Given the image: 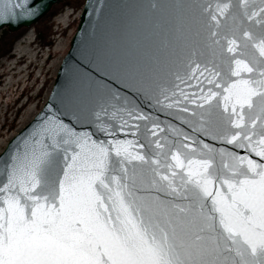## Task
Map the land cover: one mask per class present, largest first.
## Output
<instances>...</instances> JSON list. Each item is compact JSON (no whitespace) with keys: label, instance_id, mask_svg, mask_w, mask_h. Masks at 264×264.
<instances>
[{"label":"snow or ice","instance_id":"snow-or-ice-1","mask_svg":"<svg viewBox=\"0 0 264 264\" xmlns=\"http://www.w3.org/2000/svg\"><path fill=\"white\" fill-rule=\"evenodd\" d=\"M228 7L217 10L223 15ZM261 14L264 7L248 19ZM227 43L235 65L229 78L238 79L216 84L221 73L214 62L205 65L201 75L223 95L209 89L200 97L199 107L208 105L201 127L207 134L222 120L236 131L211 138L259 160L202 141L198 152L181 143L170 162L165 157L168 174L159 170L160 160L151 161L157 166L151 188L184 201L177 204L142 194L135 162L149 160L133 154L130 141L114 139V126H97L105 136L99 139L53 118L43 129L45 142L26 146L6 166L0 264H264V39L253 45L258 55L250 61L235 58L246 55L235 39ZM214 99L223 100L219 114Z\"/></svg>","mask_w":264,"mask_h":264},{"label":"water","instance_id":"water-1","mask_svg":"<svg viewBox=\"0 0 264 264\" xmlns=\"http://www.w3.org/2000/svg\"><path fill=\"white\" fill-rule=\"evenodd\" d=\"M58 1L0 0V14L7 11L6 16L0 15V30L15 32L29 27ZM224 4L229 7L221 15L217 5ZM260 7H264L262 0H84L45 102L0 152V186L6 179V166L18 152L35 141L45 142L43 129L53 118L73 123L78 130L90 131L99 139L105 136L97 126H114V139L130 141L129 150L149 160L147 164L135 162L143 181L140 186L146 190L142 194L177 204L184 201L151 188V170L157 167L151 161L160 160L159 170L168 174L165 157L170 162L171 153L181 143L198 152L202 141L259 160L246 148L211 138L236 131L222 120L206 134L200 114L208 105H199L204 103L200 97L209 89L223 95L222 89L208 84L207 73L201 75L205 65L211 66L210 61L221 73L215 78L216 84L227 86L238 79L229 78L235 65L231 63L233 54L227 52L228 40L235 39L239 50L246 53L235 58L250 61L258 55L253 45L264 39V14L251 20L248 16ZM246 75L241 72V77ZM222 105V99H214L213 111L221 113ZM245 115L249 123L247 111ZM121 124L126 125L122 130ZM259 126L258 121L257 129ZM157 142L164 148H157ZM191 155L196 158L197 153Z\"/></svg>","mask_w":264,"mask_h":264},{"label":"rangeland","instance_id":"rangeland-1","mask_svg":"<svg viewBox=\"0 0 264 264\" xmlns=\"http://www.w3.org/2000/svg\"><path fill=\"white\" fill-rule=\"evenodd\" d=\"M81 0H59L38 22L15 32L0 30V72L13 61L12 53L32 60L30 74L24 73L29 85L15 101L23 87L18 77L4 74L0 81V152L40 110L53 84L56 71L66 54L75 32ZM5 30V31H4ZM36 51H40L36 54ZM22 68V65L17 67ZM23 104V105H22ZM22 105V106H21Z\"/></svg>","mask_w":264,"mask_h":264},{"label":"bare ground","instance_id":"bare-ground-1","mask_svg":"<svg viewBox=\"0 0 264 264\" xmlns=\"http://www.w3.org/2000/svg\"><path fill=\"white\" fill-rule=\"evenodd\" d=\"M39 53H40V51H36V54H39ZM26 54L27 53H22V54H17L15 52L12 53L10 55V57H13V61L6 64V66H4V70L2 72H0V81H1V77L4 74H10L11 73L12 77H18L19 76L18 83L20 85H22L23 87L21 88L19 95L15 98V101L18 98H20V96H22L23 92L26 91L30 85L26 82V81H28V79H25L26 74L24 75V73L27 72V74H30V72H31L30 69L33 66L36 67V65L33 63V61L29 60V57H27ZM19 65H22V68L18 69L17 67Z\"/></svg>","mask_w":264,"mask_h":264},{"label":"trees","instance_id":"trees-1","mask_svg":"<svg viewBox=\"0 0 264 264\" xmlns=\"http://www.w3.org/2000/svg\"><path fill=\"white\" fill-rule=\"evenodd\" d=\"M83 2H84V0H81L80 9H81V6H82ZM4 31H5V30H4Z\"/></svg>","mask_w":264,"mask_h":264}]
</instances>
